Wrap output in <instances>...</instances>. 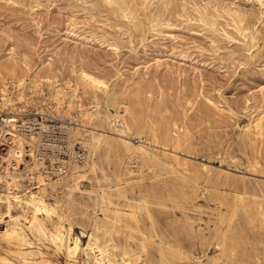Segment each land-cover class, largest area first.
<instances>
[{"label":"rangeland","instance_id":"374dc122","mask_svg":"<svg viewBox=\"0 0 264 264\" xmlns=\"http://www.w3.org/2000/svg\"><path fill=\"white\" fill-rule=\"evenodd\" d=\"M3 83L0 193L41 192L79 264L100 257L90 238L120 264H264V0H0ZM30 214L13 240L0 202V264H69Z\"/></svg>","mask_w":264,"mask_h":264},{"label":"bare ground","instance_id":"6f19581e","mask_svg":"<svg viewBox=\"0 0 264 264\" xmlns=\"http://www.w3.org/2000/svg\"><path fill=\"white\" fill-rule=\"evenodd\" d=\"M84 76L91 84L94 85V87L106 90L107 86L103 81L96 80L94 77H92L91 75H89L87 73H85ZM2 85L4 87V86H6V83H3ZM3 87L0 88L2 95H4V92H5V87L4 88ZM75 92H76V90H75ZM56 94H57L56 100H57L58 109L62 108V105H66L68 107V110H69L71 108L72 102L70 100L65 99V96H64V93H63L61 87H59L57 89ZM106 107H107V105H101L100 102H92V103H90L89 108L87 110H85V109L81 110V114L82 115H88V117L89 118L92 117V119L94 116L95 120L101 119V120H108V121H116V119H118L120 124H122V127H123L122 131L130 134L131 126H130V123L128 122V120L122 114H119V113L111 114L109 112V110L106 109ZM4 121L7 124L11 125L13 127L12 128L13 130H14V128L16 129V131H17V132L15 131L16 133L12 132V131H8L9 132L8 134L11 135L10 137L13 139L14 142H16L17 145H19L20 147L23 148L24 137L28 134H26L24 132L22 133L21 132L22 130L19 132V130L21 128L17 129V125H16L17 118L13 117V116H8L7 118H4ZM71 133L72 132L70 131V134ZM21 134L24 137H22ZM77 134H78V131H75L74 133H72V135L75 137L77 136ZM90 134H91V139H92V142H91L92 145L91 146L96 147L98 145V143L100 142V139L96 137L94 132H91ZM29 139L32 142H36V140H37L34 135H31L29 137ZM70 141H71V139H70ZM127 142H129V141H127ZM36 144H37L36 146L40 145V144H38V141ZM150 144H152V143H150ZM145 145H147V143ZM139 146H140L139 148L141 150H145V151L147 150L144 147L143 138H141V143L139 144ZM39 151H40V149H39ZM33 161H34L35 165L38 166V169L41 168L39 165H42L43 161H41L39 158H35V157H34ZM65 168H67V164L65 165ZM14 173L15 172L10 170L9 168L7 169V175H10L11 178L16 179V175ZM43 173L44 172L40 173L38 175V178H39V180L45 182L43 179ZM0 177H1V175H0ZM9 184H10V182H9ZM18 192L19 191H15V190L13 191V190H10V188H8L5 193H3V194L0 193V202L4 201L6 203L7 216L9 217V219L14 220V223H15V227L10 232L11 238L13 240L22 241L27 235L26 231L20 225L21 219L18 216L14 215V209L21 207L22 210H24V212L27 214H28L29 210H32V214L24 215V219L26 220V222H28V225H27L28 229H30V230L36 229L40 233L46 235L48 240H50V242L54 245V247L58 251L65 253L69 257V260H70L69 264H79L78 254H79L81 239L78 236H76V237H73V245H71L69 243V241L72 240L73 229L72 228L67 229L65 227V225L62 223L61 215L58 211V208L56 206L52 205L51 203H49L41 192H34V191H28L27 192L26 191L23 194H19ZM3 196H4V198H3ZM25 207H27V209H25ZM54 220H57L58 224L51 225L50 223ZM88 247H89L90 251H92L94 253H96L98 251V253L100 255L99 258L95 259L96 264H120V263L110 259V257H109L110 251L108 250V248L103 246L99 242L98 239L95 238L94 240H91V238H90ZM17 249H18V247H17ZM0 254H2V253H0ZM9 256H10V253H9ZM47 264H49V263H47Z\"/></svg>","mask_w":264,"mask_h":264}]
</instances>
